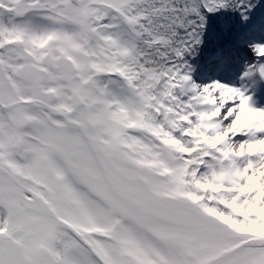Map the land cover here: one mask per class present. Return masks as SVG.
<instances>
[{"label":"snow or ice","instance_id":"6c2138e0","mask_svg":"<svg viewBox=\"0 0 264 264\" xmlns=\"http://www.w3.org/2000/svg\"><path fill=\"white\" fill-rule=\"evenodd\" d=\"M0 264H264V0H0Z\"/></svg>","mask_w":264,"mask_h":264}]
</instances>
